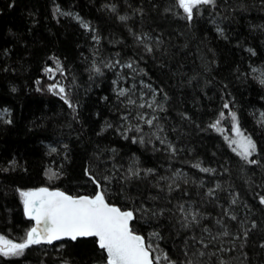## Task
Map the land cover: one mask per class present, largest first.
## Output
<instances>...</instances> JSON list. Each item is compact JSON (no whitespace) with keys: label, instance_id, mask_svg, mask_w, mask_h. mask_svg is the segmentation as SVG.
<instances>
[{"label":"trees","instance_id":"obj_1","mask_svg":"<svg viewBox=\"0 0 264 264\" xmlns=\"http://www.w3.org/2000/svg\"><path fill=\"white\" fill-rule=\"evenodd\" d=\"M129 75L152 107L119 95ZM261 80L264 0H215L191 19L176 0H0V234L23 242L33 227L24 190L101 192L134 212L160 264L200 251V264H264ZM57 82L66 98L49 90ZM234 124L255 144L247 158L230 142ZM105 261L91 237L0 255V264Z\"/></svg>","mask_w":264,"mask_h":264},{"label":"snow or ice","instance_id":"obj_2","mask_svg":"<svg viewBox=\"0 0 264 264\" xmlns=\"http://www.w3.org/2000/svg\"><path fill=\"white\" fill-rule=\"evenodd\" d=\"M176 2L179 8L183 9L187 18L191 19L194 9L198 11L201 5L214 4L215 0H176ZM121 19L126 18L121 17ZM84 26L87 27V25ZM127 67L131 68L132 65L128 64ZM45 71L50 72L52 69ZM96 71L99 72L100 69L97 68ZM261 83H264V80H261ZM57 88L59 93L65 94L66 98L65 88L59 82L49 86L50 91H55ZM127 92V89H121L119 95L125 96ZM66 102L69 107H74L67 99ZM129 103L135 104L136 101L129 98ZM138 107L143 108L144 104H140ZM148 107H152V104H149ZM223 107L228 109L229 105L225 103ZM230 115L232 120L236 121V114L230 112ZM219 116L220 118L210 127H217L221 119L225 117V113L221 112ZM137 118L144 120L142 115ZM153 119L155 117L144 122L151 126ZM137 131H140L139 127ZM233 131L240 139L232 141V143H237L241 149L239 154L247 158L255 150L254 142L251 138L243 135L238 124H234ZM161 142L163 143V141ZM251 162L255 163V161ZM202 171L210 172L212 169L204 168ZM138 174L136 173V175ZM20 195L23 198L26 216L35 221V226L26 232L23 242L20 243H14L12 240L0 236V255H20L32 245L42 242L50 244L65 237L73 241L78 237H95L98 248L106 254L105 264H160L161 257L154 255L151 245L145 243V238L132 230L131 222L135 219L134 212L122 211L119 207L110 205L101 192H98L94 197H73L61 191L40 188L34 191H22ZM261 203H264V197H261ZM181 211H183L182 206ZM197 215V213L192 214L193 221L196 220ZM185 220H187V216H185ZM227 234V232L224 233V235ZM200 243L205 248L208 246L203 240ZM203 255L202 251L194 252L193 257L196 259L189 258L187 264H200L198 257ZM163 260L168 264H176L167 254H164ZM221 264L224 262L221 261Z\"/></svg>","mask_w":264,"mask_h":264},{"label":"rangeland","instance_id":"obj_3","mask_svg":"<svg viewBox=\"0 0 264 264\" xmlns=\"http://www.w3.org/2000/svg\"><path fill=\"white\" fill-rule=\"evenodd\" d=\"M123 83L125 85L124 89L128 90L127 94H131L132 96H134V98H137V100L140 101V104H144V106L150 104L151 91L147 86H145L143 83L134 81L132 75H129L128 77H123ZM126 83L128 84L126 85ZM5 114L6 111H0V115H5ZM243 135L247 137L244 133ZM239 139L240 137H238L235 132L230 135L231 143L232 141H238ZM232 144L235 147V149H237V151L239 152L241 151L237 143H232ZM24 191H29V190H24ZM0 236L2 235L0 234Z\"/></svg>","mask_w":264,"mask_h":264},{"label":"water","instance_id":"obj_4","mask_svg":"<svg viewBox=\"0 0 264 264\" xmlns=\"http://www.w3.org/2000/svg\"><path fill=\"white\" fill-rule=\"evenodd\" d=\"M41 188H47V189H49V191H61V192H64L65 194H67V195H70V196H73V197H81V196H74V195H72V194H68L65 190H63V189H61V188H59V189H55V188H50V187H41ZM37 189H40V188H35V189H30L29 191H34V190H37ZM82 196H85V195H82ZM86 197H90V196H86ZM105 198V197H104ZM105 200L110 204V205H114V204H112V203H110L106 198H105ZM114 206H116V205H114ZM116 207H119L122 211H129V210H123L120 206H116ZM24 210H25V207H24ZM130 211H132V210H130ZM28 218V217H27ZM29 220H31L30 218H28ZM31 221H33V220H31ZM134 221V220H133ZM133 221L131 222V228H132V223H133ZM34 222V225H33V227L35 226V221H33ZM132 230H133V228H132ZM134 231V230H133ZM135 232V231H134ZM136 234H138V235H141L140 233H138V232H135ZM141 236H143V235H141ZM144 237V236H143ZM78 238H84V237H78ZM77 238V239H78ZM91 238H95V237H91ZM97 239V238H96ZM61 240H71L70 238H67V237H65V238H63V239H60V240H55V241H53L52 242V244L53 243H56V242H61ZM72 241V240H71ZM14 242V241H13ZM14 243H20V242H17V241H15ZM46 242H42V243H40V244H45ZM145 243L147 244V242H146V239H145ZM47 244H49V243H47ZM32 246H38V244H36V245H32ZM31 247V246H30ZM27 249V248H26Z\"/></svg>","mask_w":264,"mask_h":264}]
</instances>
